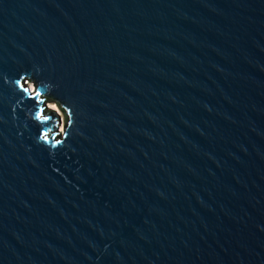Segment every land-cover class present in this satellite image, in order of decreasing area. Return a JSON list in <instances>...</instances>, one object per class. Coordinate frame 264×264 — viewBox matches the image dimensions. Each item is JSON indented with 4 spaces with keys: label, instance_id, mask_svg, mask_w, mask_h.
I'll list each match as a JSON object with an SVG mask.
<instances>
[{
    "label": "water",
    "instance_id": "1",
    "mask_svg": "<svg viewBox=\"0 0 264 264\" xmlns=\"http://www.w3.org/2000/svg\"><path fill=\"white\" fill-rule=\"evenodd\" d=\"M0 264H264V0H0Z\"/></svg>",
    "mask_w": 264,
    "mask_h": 264
},
{
    "label": "rangeland",
    "instance_id": "2",
    "mask_svg": "<svg viewBox=\"0 0 264 264\" xmlns=\"http://www.w3.org/2000/svg\"><path fill=\"white\" fill-rule=\"evenodd\" d=\"M31 86L34 87L32 84H31ZM53 103L55 104V107H53V108L57 109L59 111V113H60V116H61V126H60V128L64 129L65 120H64L63 112L58 108L57 104L54 101H51L49 104L52 105Z\"/></svg>",
    "mask_w": 264,
    "mask_h": 264
},
{
    "label": "clouds",
    "instance_id": "3",
    "mask_svg": "<svg viewBox=\"0 0 264 264\" xmlns=\"http://www.w3.org/2000/svg\"><path fill=\"white\" fill-rule=\"evenodd\" d=\"M5 79H7V77H5ZM31 90H33L34 91V89H31ZM50 107H55V104L53 103L52 105H50ZM40 118H45V117H40ZM61 131H63V129H61ZM44 139H45V137H44ZM57 143H59V141H57ZM50 154H52V155H55V153L54 152H51L50 151Z\"/></svg>",
    "mask_w": 264,
    "mask_h": 264
},
{
    "label": "bare ground",
    "instance_id": "4",
    "mask_svg": "<svg viewBox=\"0 0 264 264\" xmlns=\"http://www.w3.org/2000/svg\"><path fill=\"white\" fill-rule=\"evenodd\" d=\"M34 88V87H33Z\"/></svg>",
    "mask_w": 264,
    "mask_h": 264
}]
</instances>
